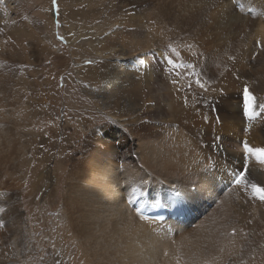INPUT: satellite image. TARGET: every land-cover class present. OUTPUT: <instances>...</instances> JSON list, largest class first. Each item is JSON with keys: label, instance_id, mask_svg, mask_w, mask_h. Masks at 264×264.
Here are the masks:
<instances>
[{"label": "bare ground", "instance_id": "6f19581e", "mask_svg": "<svg viewBox=\"0 0 264 264\" xmlns=\"http://www.w3.org/2000/svg\"><path fill=\"white\" fill-rule=\"evenodd\" d=\"M238 1L240 7L235 6ZM108 6L104 18L112 23L111 31L114 35L129 31L130 36L120 41L117 36L114 42L99 45L111 52L90 68L91 82L98 85L88 94L112 118L131 117L130 110L136 120L148 116V123H85L74 133H66L67 169L62 166L60 170L59 165L55 174L47 167L40 172V180L49 183L45 192L40 189L42 223L36 219L34 225L26 224L23 202H16L20 183L5 179L14 152L7 148L6 137L0 136V207L5 209L0 212V264H23L28 260L24 254L31 250H36L39 264L54 261L58 251L62 264L63 259L66 264H177L178 258L180 264H204L206 260L209 264H264V202L252 198L243 186L227 188L229 173L243 161V151L238 149L243 143L236 142L240 123H234L242 115L243 99L239 104L234 93L228 92L222 100L225 103L219 105L221 123H214V95L199 91L177 74V68L175 75L167 74L170 79L162 75L164 64L158 49L167 44L188 58L194 47H204L213 59L217 56L211 66L217 71L224 66L223 55L231 50L233 39L214 35L216 21L230 32L253 29L263 36L264 0H108ZM124 11L130 13L125 17ZM142 30L148 33L151 49L145 44L149 50L143 59L126 57L137 50L135 35ZM198 32L210 39L195 38ZM6 51L18 53L14 48ZM240 69L244 72V67H228L223 75L233 79L230 72ZM112 127L121 134L109 133L106 138L104 133ZM253 129V136L261 138L259 126ZM64 143L54 144V152ZM248 178L264 186V164L253 157L249 158ZM58 179H62L59 203L50 212L47 187ZM166 186L184 192L198 212L190 224L141 219L126 203L133 188L138 189L136 201L141 193ZM31 232L37 236L36 245L22 242L24 233ZM47 237L50 248L45 246Z\"/></svg>", "mask_w": 264, "mask_h": 264}, {"label": "rangeland", "instance_id": "374dc122", "mask_svg": "<svg viewBox=\"0 0 264 264\" xmlns=\"http://www.w3.org/2000/svg\"><path fill=\"white\" fill-rule=\"evenodd\" d=\"M57 4L59 12L54 13L51 9V0H0V129H3L0 130V136L6 137L4 140L7 148L14 152L8 161L10 174H5V179L11 183H20L21 192L18 193L16 202H23L25 222L33 225L36 219L42 223L40 189L45 192L44 186L49 183L45 184L47 181L40 180V172L46 167L50 168L52 174L63 167L64 170L67 169L69 146L66 133L68 135L74 133L83 128L85 123H148L149 120L148 116L136 120L130 110L128 115L131 117H125L124 120L112 118L99 108L88 94L98 85L91 82L90 68L111 52L109 49L102 50L99 45L112 43L117 36L119 41L120 38L124 40L130 36L129 31L122 34L120 32L119 35H114L115 33L111 31L112 23L110 22L109 25L107 18H104V15H108V0H57ZM73 12H77L76 15ZM126 13L130 11H124L125 17ZM215 24L214 35L217 32L218 35L226 34L233 39L231 50L223 55L225 64L219 70L213 71L211 67L217 56L213 59L206 53L204 47L202 49L194 47L190 57L186 58L178 50L173 52V48L166 44L167 46L161 45L158 48L162 51L158 55H161L159 57L164 64L162 75H175L174 70L177 68V74H182L188 82L194 83L199 91L214 95V123H221L219 105L225 103L222 100L231 94L228 92H233L241 104L243 99L241 88L247 85L257 97V104L264 103V39L262 38L264 35H257L253 29H245L241 33L237 30L230 32L224 30L223 26L218 27L217 21ZM146 32L142 30V33L135 35L139 38L138 42L142 47L136 42L137 50L127 53L126 57L141 59L145 57V50L151 49ZM208 34L210 37L211 32L209 31ZM58 36H62L63 41L57 39ZM196 36L202 40L210 39L202 36L200 32L196 33L195 38ZM240 37L243 39L241 40ZM257 41L260 42L261 47H257ZM13 48L18 51L17 54L6 51ZM168 59L175 60L173 63L175 66L169 64ZM199 62H204L205 66L200 65ZM231 66L244 67V72L241 69L239 72L233 70L230 72L233 79H229L223 75V72ZM180 67L183 68L179 70ZM188 68L192 71L196 70L191 73ZM202 72L204 77L201 75ZM132 74L136 78V73ZM241 111L239 120L234 119V123H240L236 142L246 141L253 148L264 147V109L254 107L256 113L254 120H248L242 108ZM197 116L200 119L198 112ZM247 122L251 124L247 125ZM254 125L259 126L261 138L258 135L253 136ZM109 133L111 136L119 135L121 130L112 127L104 133V136L107 138ZM42 139L45 141L44 144ZM62 143L64 145L61 150L54 152L56 151L54 144ZM228 147L237 150L235 146L228 145ZM238 149L243 151L242 147ZM61 187L62 179L55 180V183L52 182L47 187L50 212L55 210L59 203L58 195ZM45 233L47 234L48 231ZM35 239L37 236L34 233H24L22 242L36 245ZM45 240L46 248H50L52 245L50 238L47 237ZM62 252L65 256V252ZM36 253V250H31L24 254L26 256L22 255L28 259L23 264H39L35 258ZM57 254L54 261L47 260L45 264H56L57 261L62 264L59 251ZM63 263L66 264L67 261L63 259Z\"/></svg>", "mask_w": 264, "mask_h": 264}, {"label": "snow or ice", "instance_id": "6c2138e0", "mask_svg": "<svg viewBox=\"0 0 264 264\" xmlns=\"http://www.w3.org/2000/svg\"><path fill=\"white\" fill-rule=\"evenodd\" d=\"M51 9L54 11V13L59 12V6L57 4V0H51ZM58 23V22H57ZM57 39L63 41L62 36H58ZM257 47H261L260 42L257 41ZM173 52H175V49H172ZM231 59V57H230ZM169 64H173V61L171 59H168ZM173 66H175L173 64ZM203 87V85H200ZM243 111L246 116L249 118H253L256 113L254 112V107L258 106L261 109H264V103L257 104V97L253 94V92L249 89L247 85L243 88ZM255 157V159L261 163L264 164V147L260 148H253L249 145L248 142H243V161L238 170L233 169L229 173V179L232 185L236 187H245L251 191L252 198L257 199L261 202H264V186H261L258 183L251 182L249 180V158ZM141 183H147V181L141 180ZM138 189L133 188L131 193L129 194V197L126 200V203L128 205L133 206V211L140 215L141 219H144V217L141 215V209L139 207H135L136 201L135 196ZM179 195V194H177ZM151 206L157 207L159 206V202L153 203ZM5 209L3 207H0V212H4ZM3 226V221L0 220V227ZM231 235H236V230L233 229ZM165 256L168 255L167 252L164 253ZM56 264H59V261L56 262ZM177 264H180L179 258L177 259ZM204 264H209V262L206 260L204 261ZM241 264H244L243 261H241Z\"/></svg>", "mask_w": 264, "mask_h": 264}]
</instances>
